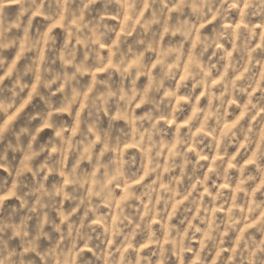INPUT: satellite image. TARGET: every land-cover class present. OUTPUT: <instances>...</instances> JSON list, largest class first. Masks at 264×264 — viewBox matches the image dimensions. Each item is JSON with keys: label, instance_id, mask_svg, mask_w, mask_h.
<instances>
[{"label": "clouds", "instance_id": "1", "mask_svg": "<svg viewBox=\"0 0 264 264\" xmlns=\"http://www.w3.org/2000/svg\"><path fill=\"white\" fill-rule=\"evenodd\" d=\"M0 264H264V0H0Z\"/></svg>", "mask_w": 264, "mask_h": 264}]
</instances>
